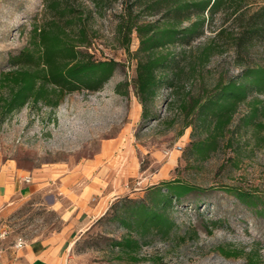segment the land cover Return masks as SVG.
Segmentation results:
<instances>
[{
  "label": "rangeland",
  "instance_id": "374dc122",
  "mask_svg": "<svg viewBox=\"0 0 264 264\" xmlns=\"http://www.w3.org/2000/svg\"><path fill=\"white\" fill-rule=\"evenodd\" d=\"M42 2L0 0V75L9 69L10 56L27 45L28 32L42 10ZM263 7L264 0H244L240 12L246 20L256 19ZM122 8L121 0L93 23L96 38L90 52L97 59H115L121 64L101 91L69 94L57 108L38 104L25 106L5 118L0 114V166L10 164L26 172L49 168L69 172L98 161L99 167L107 170L104 180L116 198L105 214L82 233L65 229L62 211L67 205L49 197L52 192L18 201L0 213V246L20 238L36 241L63 233L72 237L65 264H264V215L257 216L226 190L237 187L264 198V130L258 141L252 131L237 129L248 111L247 104L241 105L227 138L208 159L197 160L190 157L189 148L202 136L194 138L193 128L183 127L182 115L169 110L167 101L173 97H169L168 90L160 92L157 103L161 119L143 120L133 89L137 62L117 38L113 15ZM240 12L231 16V10H224L212 17L206 11L209 28L185 48L203 47L215 36L212 31L221 26L238 35L240 21L232 22ZM217 45L223 52L213 56L206 66L198 67L196 78L181 81V92L196 94L203 87L211 89L221 78H236L247 67L264 68L263 39L256 37L240 46L236 38L227 36ZM138 46L134 35L131 53ZM120 83L127 95L117 92ZM252 97L264 102V94ZM172 120L174 124L170 125ZM177 145H183V150L179 152ZM175 179L197 190L174 202L167 211L175 223L167 240L157 235L139 238L116 219L124 211L119 201L130 199L151 205L150 189ZM4 232L6 236H2ZM129 236L140 241L135 250L114 246L115 241Z\"/></svg>",
  "mask_w": 264,
  "mask_h": 264
},
{
  "label": "trees",
  "instance_id": "16d2710c",
  "mask_svg": "<svg viewBox=\"0 0 264 264\" xmlns=\"http://www.w3.org/2000/svg\"><path fill=\"white\" fill-rule=\"evenodd\" d=\"M42 1V10L28 32L27 45L10 56L9 69L0 75L2 118L29 105L57 108L75 92L101 91L121 66L115 59H97L90 52L96 38L93 23L121 0ZM243 1L122 0V11L113 15L118 41L137 62L133 89L142 107V119H161L157 103L160 92L168 90L169 97H173L167 101L169 110L182 115L183 127H192L194 138L202 136L189 148L190 157L197 160L208 159L220 141L227 138L241 105L247 104L248 111L240 118L237 129L252 131L258 141L264 130V102L252 97L264 94L263 67H247L236 78H221L211 89L203 87L196 94L180 91L184 88L181 81L196 78L198 67L206 66L213 56L223 52L217 47L220 40L231 36L240 46L256 37L264 40V7L256 19L246 20L240 12ZM224 10H231V16L240 12L232 22L240 21V33L235 36L229 27L221 26L212 31L215 36L203 47L187 50L185 47L204 36L205 28H209L205 12H211L213 17ZM149 17L156 19L147 20ZM134 35L139 46L131 53ZM122 85H117V92L127 95L128 91H121ZM169 124H174V120ZM196 190V186L181 179L162 182L149 191L151 205L130 199L119 201L124 211L116 219L139 238L157 235L167 240L175 229L167 211L174 202ZM226 190L257 216L264 215V198L256 192L237 187ZM114 246L135 250L140 241L129 236L115 241Z\"/></svg>",
  "mask_w": 264,
  "mask_h": 264
},
{
  "label": "crops",
  "instance_id": "0c3cea01",
  "mask_svg": "<svg viewBox=\"0 0 264 264\" xmlns=\"http://www.w3.org/2000/svg\"><path fill=\"white\" fill-rule=\"evenodd\" d=\"M99 166L98 161H92L69 172L63 168L26 172L10 164L0 166V213L18 201L52 192L49 197L67 205L62 211L65 229H78L82 233L105 214L109 203L116 198L107 189L106 168ZM71 238L61 233L43 240L25 241L22 247L16 245L18 239L4 243L0 246V264H65Z\"/></svg>",
  "mask_w": 264,
  "mask_h": 264
},
{
  "label": "built area",
  "instance_id": "2783aa9c",
  "mask_svg": "<svg viewBox=\"0 0 264 264\" xmlns=\"http://www.w3.org/2000/svg\"><path fill=\"white\" fill-rule=\"evenodd\" d=\"M183 148H184V146L183 145H177V150L180 152V151H182L183 150ZM2 236H6V232H4L3 234H2ZM25 244V241L23 240V239H19L18 241H17V243H16V245L18 246V247H22L23 245ZM1 251H0V258H1Z\"/></svg>",
  "mask_w": 264,
  "mask_h": 264
}]
</instances>
